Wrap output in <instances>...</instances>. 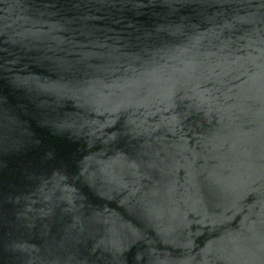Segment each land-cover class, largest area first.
Segmentation results:
<instances>
[{
  "label": "water",
  "instance_id": "1",
  "mask_svg": "<svg viewBox=\"0 0 264 264\" xmlns=\"http://www.w3.org/2000/svg\"><path fill=\"white\" fill-rule=\"evenodd\" d=\"M0 264H264V0H0Z\"/></svg>",
  "mask_w": 264,
  "mask_h": 264
}]
</instances>
